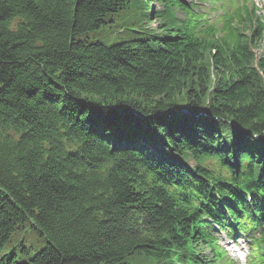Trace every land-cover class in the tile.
Returning <instances> with one entry per match:
<instances>
[{
  "label": "trees",
  "instance_id": "16d2710c",
  "mask_svg": "<svg viewBox=\"0 0 264 264\" xmlns=\"http://www.w3.org/2000/svg\"><path fill=\"white\" fill-rule=\"evenodd\" d=\"M156 1L152 31L154 0H0V264H203L211 185L264 191L262 29L207 42Z\"/></svg>",
  "mask_w": 264,
  "mask_h": 264
},
{
  "label": "rangeland",
  "instance_id": "374dc122",
  "mask_svg": "<svg viewBox=\"0 0 264 264\" xmlns=\"http://www.w3.org/2000/svg\"><path fill=\"white\" fill-rule=\"evenodd\" d=\"M183 1L185 3H187V4H190V3L194 2V1H200V0H183ZM254 2L256 4V6L260 9V14L264 15V0H254ZM138 5H140V4H138ZM141 7L142 6L140 5L139 8H141ZM208 7L212 8L211 6H208ZM154 9L156 11H158L160 9V7L157 4H155L154 5ZM215 16H219V13L210 15V18H211L212 21L215 20ZM151 21L152 22L151 23H147V25L152 31H155L157 29V27H158V24H157V22H154L152 19H151ZM136 22H137V19L135 17H133L132 23H136ZM107 28H108V26L105 27L104 29H102L97 34L91 35L90 39L91 40L101 39V40L105 41V40H117V39H123V38L131 37V36H127L126 32L122 33L121 29H120V26L115 27L116 28L115 30L114 29H110V30L105 31ZM37 240L38 239H36L35 237H30L28 235V240H27V242L25 244H26V246H31V243H36ZM39 249H40V245L37 246L36 250H39Z\"/></svg>",
  "mask_w": 264,
  "mask_h": 264
},
{
  "label": "bare ground",
  "instance_id": "6f19581e",
  "mask_svg": "<svg viewBox=\"0 0 264 264\" xmlns=\"http://www.w3.org/2000/svg\"><path fill=\"white\" fill-rule=\"evenodd\" d=\"M205 226H208V225H205Z\"/></svg>",
  "mask_w": 264,
  "mask_h": 264
}]
</instances>
